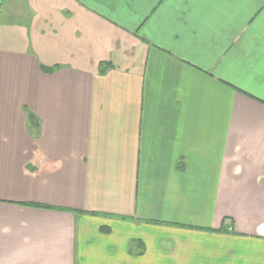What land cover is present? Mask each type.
Instances as JSON below:
<instances>
[{"label":"crops","instance_id":"1","mask_svg":"<svg viewBox=\"0 0 264 264\" xmlns=\"http://www.w3.org/2000/svg\"><path fill=\"white\" fill-rule=\"evenodd\" d=\"M0 264H264V0H0Z\"/></svg>","mask_w":264,"mask_h":264},{"label":"trees","instance_id":"2","mask_svg":"<svg viewBox=\"0 0 264 264\" xmlns=\"http://www.w3.org/2000/svg\"><path fill=\"white\" fill-rule=\"evenodd\" d=\"M41 68L45 72H51V71L57 69V67L56 68H54V67H47V66H44V65H42ZM24 205H26V206H33V207H40V208H53L52 206H49V205H46V204H40V203H25ZM91 214H96L97 215L98 213H91ZM113 217H115V216H113ZM117 218L127 219L125 217H120V216L117 217ZM154 223H157V222H154ZM186 227H192V226H186ZM106 228L107 227H103L104 231H108ZM220 230H222V229H220Z\"/></svg>","mask_w":264,"mask_h":264}]
</instances>
